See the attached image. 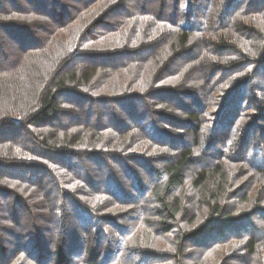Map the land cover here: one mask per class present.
I'll return each mask as SVG.
<instances>
[{
  "label": "trees",
  "instance_id": "obj_1",
  "mask_svg": "<svg viewBox=\"0 0 264 264\" xmlns=\"http://www.w3.org/2000/svg\"><path fill=\"white\" fill-rule=\"evenodd\" d=\"M0 264H264V0H0Z\"/></svg>",
  "mask_w": 264,
  "mask_h": 264
}]
</instances>
